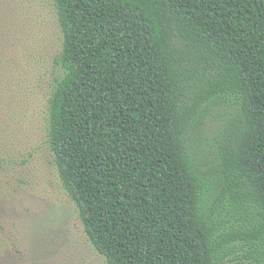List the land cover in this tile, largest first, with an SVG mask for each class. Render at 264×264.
Listing matches in <instances>:
<instances>
[{
	"label": "trees",
	"instance_id": "1",
	"mask_svg": "<svg viewBox=\"0 0 264 264\" xmlns=\"http://www.w3.org/2000/svg\"><path fill=\"white\" fill-rule=\"evenodd\" d=\"M51 1L48 143L92 246L107 264H264V0Z\"/></svg>",
	"mask_w": 264,
	"mask_h": 264
},
{
	"label": "rangeland",
	"instance_id": "2",
	"mask_svg": "<svg viewBox=\"0 0 264 264\" xmlns=\"http://www.w3.org/2000/svg\"><path fill=\"white\" fill-rule=\"evenodd\" d=\"M62 43L51 0H0V264H107L87 239L48 143ZM230 112H213L204 144L216 143Z\"/></svg>",
	"mask_w": 264,
	"mask_h": 264
}]
</instances>
